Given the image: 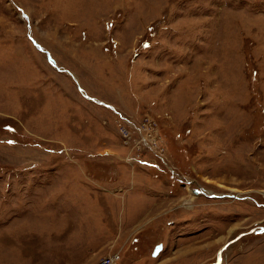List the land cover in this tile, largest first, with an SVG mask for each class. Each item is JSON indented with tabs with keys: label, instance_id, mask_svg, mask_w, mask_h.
<instances>
[{
	"label": "rangeland",
	"instance_id": "obj_1",
	"mask_svg": "<svg viewBox=\"0 0 264 264\" xmlns=\"http://www.w3.org/2000/svg\"><path fill=\"white\" fill-rule=\"evenodd\" d=\"M258 224L264 0H0V264H264Z\"/></svg>",
	"mask_w": 264,
	"mask_h": 264
},
{
	"label": "flooded vegetation",
	"instance_id": "obj_2",
	"mask_svg": "<svg viewBox=\"0 0 264 264\" xmlns=\"http://www.w3.org/2000/svg\"><path fill=\"white\" fill-rule=\"evenodd\" d=\"M148 161V160H147ZM149 163H151V161L149 160L148 161ZM180 181H185V183H189L190 181L187 179V178H185V179H181V178H178ZM193 189V191L195 192V193H208V192H206L205 191V189L206 188H204L203 186H199V187H193L192 188ZM224 193H218V192H210V193H208V195H210V196H221V195H223ZM229 194V193H228ZM260 230H264V225L263 224H258V226H257V228L255 229V232L256 231H260ZM243 232V231H242ZM239 234V233H238ZM238 234H236L235 236H237ZM243 235V234H242ZM234 236V237H235ZM241 236V235H240ZM233 237V238H234ZM233 238H231V239H233ZM230 239V240H231ZM233 242V240L230 242V243H232ZM227 242H225L223 245H225ZM229 245V244H228ZM163 247V244H162V242L161 241H157L156 242V244L152 247L153 249H151L152 251V255H157L158 253H159V251H161L162 250V247ZM221 251H222V249L221 248H219L218 250H217V254H216V256H215V259L213 260V261H211V262H216L217 261V257H218V255L220 254V261H221ZM220 261H219V263H220ZM211 262H209V263H211ZM218 263V264H219Z\"/></svg>",
	"mask_w": 264,
	"mask_h": 264
},
{
	"label": "built area",
	"instance_id": "obj_3",
	"mask_svg": "<svg viewBox=\"0 0 264 264\" xmlns=\"http://www.w3.org/2000/svg\"><path fill=\"white\" fill-rule=\"evenodd\" d=\"M116 257H119L118 253H112V255L108 254L107 256H104L102 258V260H100V261L102 264H115V263H117L115 261ZM112 261H113V263H112Z\"/></svg>",
	"mask_w": 264,
	"mask_h": 264
},
{
	"label": "water",
	"instance_id": "obj_4",
	"mask_svg": "<svg viewBox=\"0 0 264 264\" xmlns=\"http://www.w3.org/2000/svg\"><path fill=\"white\" fill-rule=\"evenodd\" d=\"M244 232H240L237 236H235L233 239H236L237 237H239L240 235H242ZM232 240L230 241H227V243L225 245H228L229 242H231ZM220 261V254L218 255L217 257V261L216 262H211V263H207V264H218V262Z\"/></svg>",
	"mask_w": 264,
	"mask_h": 264
},
{
	"label": "crops",
	"instance_id": "obj_5",
	"mask_svg": "<svg viewBox=\"0 0 264 264\" xmlns=\"http://www.w3.org/2000/svg\"><path fill=\"white\" fill-rule=\"evenodd\" d=\"M114 120L117 122V125H119V124H118V122H119L118 118L116 117ZM181 260H182V262H184V260H183L182 257H181Z\"/></svg>",
	"mask_w": 264,
	"mask_h": 264
},
{
	"label": "bare ground",
	"instance_id": "obj_6",
	"mask_svg": "<svg viewBox=\"0 0 264 264\" xmlns=\"http://www.w3.org/2000/svg\"><path fill=\"white\" fill-rule=\"evenodd\" d=\"M219 263V262H218Z\"/></svg>",
	"mask_w": 264,
	"mask_h": 264
}]
</instances>
